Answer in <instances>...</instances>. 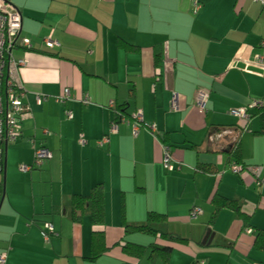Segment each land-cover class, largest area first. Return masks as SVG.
I'll return each instance as SVG.
<instances>
[{"label": "crops", "instance_id": "1", "mask_svg": "<svg viewBox=\"0 0 264 264\" xmlns=\"http://www.w3.org/2000/svg\"><path fill=\"white\" fill-rule=\"evenodd\" d=\"M8 1L21 12L22 36L33 46L13 51L16 60L25 61L18 77L26 118L21 137L5 147L7 186L0 205L5 264H163L147 254L135 261L117 246L125 224L143 225L150 212L167 217L166 232L187 239L171 243L170 264H264V252L254 246L255 232L264 230V187L249 174L230 173L228 166L238 144L242 163L264 167L260 116L240 124L231 115L264 102V4ZM194 2L202 5L197 13ZM48 37L60 46L47 48ZM66 89L72 97L62 102ZM200 91L210 94L207 111L195 105ZM86 96L90 104L83 102ZM137 112L145 124L134 133L133 121L122 119ZM107 135L109 143L98 147ZM163 137L180 169L164 167ZM41 147L54 158L22 172L20 166L32 164ZM199 165L214 171L201 173ZM98 184L105 190L102 229L112 249L91 261L94 226L89 216L73 220L71 201ZM216 196L237 200L249 223L229 208L214 215ZM195 208L202 212L194 219ZM46 222L55 228L49 242L42 237ZM126 240L167 244L142 233Z\"/></svg>", "mask_w": 264, "mask_h": 264}, {"label": "built area", "instance_id": "2", "mask_svg": "<svg viewBox=\"0 0 264 264\" xmlns=\"http://www.w3.org/2000/svg\"><path fill=\"white\" fill-rule=\"evenodd\" d=\"M264 4V0H258ZM202 8L198 2H194V13H197ZM47 47L53 48L59 43L57 40L48 37L44 39ZM31 46V40L22 36V15L21 12L14 7L8 0H0V173L5 167L4 152L5 147L13 142H16L22 134V121L26 118V108L21 99L25 96V91L18 72L25 65L24 60H16L13 56V51L16 48H26ZM69 91L67 90L64 97L59 100L65 102L68 100ZM210 99V94L205 91H200L195 99V105L202 111L207 110V105ZM39 98V102H41ZM85 104H90V97L86 96L83 100ZM264 106L261 100L253 101L249 105L233 109L231 115L242 119L250 120V115L253 110ZM171 107L173 110H178V97L176 94L172 96ZM70 117L71 112L66 111ZM136 122L133 123V131L137 133L142 121V113L137 112L135 117ZM123 121H126L123 119ZM117 129V123L112 127V132ZM109 135L103 137L97 142L100 148L105 147L109 143ZM82 144H86L85 140H81ZM53 153L46 148H38L34 153V161L30 165H21L22 172H31L35 168L40 167L44 160L52 159ZM164 167L172 172L176 170V165L173 163V158L170 156L169 150L166 148V156L163 160ZM180 169V167H178ZM232 174H249L254 179L256 184L264 187V167L263 166H247L233 164L229 167ZM202 210L195 208L192 211L191 217L197 218ZM55 234L54 225L50 222L44 224L42 237L46 242L50 241V236ZM0 264H5V257H0Z\"/></svg>", "mask_w": 264, "mask_h": 264}, {"label": "trees", "instance_id": "3", "mask_svg": "<svg viewBox=\"0 0 264 264\" xmlns=\"http://www.w3.org/2000/svg\"><path fill=\"white\" fill-rule=\"evenodd\" d=\"M43 44L45 45L44 41H43ZM32 46L33 45L31 42V46L26 47L24 49H31ZM59 46L60 44H58L57 46H54L53 48H57ZM67 90L69 91V95H70L68 99H70L72 96L70 94L69 89H66L64 91V94L62 95V97L65 96V93ZM65 102H67V100ZM254 115L260 116L261 128L258 133L264 134V106L253 110L250 115V119ZM124 119L127 120L128 122H132V121L133 123L136 122V119L134 118V116H132L131 119H128V118H124ZM117 122L118 121H116L115 123ZM144 124L145 122H141L139 127H141ZM150 126L151 125H149L148 127ZM161 140L164 143V146L169 150V153H170V148L167 145L166 137L165 138L163 137ZM41 148H45V147H41ZM193 148L196 149V146H193ZM233 148L234 149L231 151L228 166H231L233 164L245 165L240 160V155H241L240 145L237 144ZM4 155H5V152H4ZM170 156H171V153H170ZM3 160L5 162L4 158ZM177 166L178 164L175 166L176 169H178ZM198 170H200L201 173H208V172L214 171L210 166H204V165H199ZM0 175H1V179H0V205H1L2 201L4 200L5 193H6L5 184H4L5 167L3 171L0 173ZM214 204H215L214 215H217L218 212L224 208H229V209H233L238 214V216L244 221L246 225L247 223H249L248 222L249 218L242 212L241 206L239 205L237 200H230L222 196H216L214 198ZM105 209H106V198H105V190H104L103 184H98L97 186H95L92 189L91 193L87 196L75 194L72 197L71 214H72L73 220L76 222L77 221L80 222L85 216H89L94 226L92 237H91V253L89 257L91 261L97 260L102 255L106 254L112 249L111 246L107 245L105 231L102 229V226H104L105 218H106ZM124 223L126 222L124 221ZM166 224H167V217L164 214H160L157 212H150L147 217V222L143 225L132 226V225L125 224L124 237L117 243V246H120L122 252L124 253L126 257L133 259L135 261L141 260L147 254L152 261L159 258L162 260L163 264H170L171 255L173 252V247L171 243L185 244L187 243V239H184L180 237L179 235L166 232V228H165ZM134 233H142V234L151 235L155 238L166 240L167 244L158 242L150 246H144V245H139V244L128 242L126 238L129 235L134 234ZM255 233H256L255 244H254L255 249L258 251L264 252V230H257ZM195 264H199V263H195Z\"/></svg>", "mask_w": 264, "mask_h": 264}, {"label": "rangeland", "instance_id": "4", "mask_svg": "<svg viewBox=\"0 0 264 264\" xmlns=\"http://www.w3.org/2000/svg\"><path fill=\"white\" fill-rule=\"evenodd\" d=\"M238 122L241 124L244 121L242 119H238ZM0 179H1V175H0ZM5 187L7 186V179L4 181ZM6 191V190H5Z\"/></svg>", "mask_w": 264, "mask_h": 264}]
</instances>
